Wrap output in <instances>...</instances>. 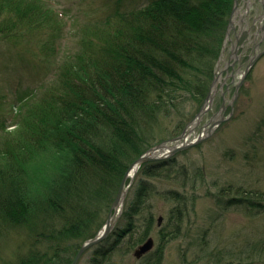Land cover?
<instances>
[{
	"label": "trees",
	"instance_id": "16d2710c",
	"mask_svg": "<svg viewBox=\"0 0 264 264\" xmlns=\"http://www.w3.org/2000/svg\"><path fill=\"white\" fill-rule=\"evenodd\" d=\"M151 1L82 29L79 51L66 56L52 85L27 104L17 129L0 136L1 264H72L105 225L131 165L179 136L203 107L235 0ZM64 29L45 0H0V41L13 47L35 40L45 48ZM173 121L168 136L158 135ZM194 173L178 168L175 157L144 163L114 231L79 264H113L143 244L155 226L147 203L159 192L151 180L186 189L199 178ZM232 188L214 194L223 210L240 204L248 213L262 212V194ZM161 194L176 203L159 233L164 243L181 233L197 197L189 200L180 188ZM251 245L248 256H264V241ZM11 246L12 257H4ZM161 250L142 264H160Z\"/></svg>",
	"mask_w": 264,
	"mask_h": 264
},
{
	"label": "rangeland",
	"instance_id": "374dc122",
	"mask_svg": "<svg viewBox=\"0 0 264 264\" xmlns=\"http://www.w3.org/2000/svg\"><path fill=\"white\" fill-rule=\"evenodd\" d=\"M45 1L65 25L63 35L53 45L44 48L45 43L23 40L16 48L7 41H0V136L17 129L20 114L25 113L27 107L37 102L38 97L52 85L58 67L66 60V56L79 51L82 29L101 22L116 10L131 12L148 5L151 0ZM248 1L238 0L239 13L230 32L231 40L225 48L217 94L188 141L200 137L203 139L167 158L175 157L178 168L185 167L192 177L197 171L199 178L195 184L187 183L186 189L175 182L153 178L151 181L159 194H152L147 205L153 213L155 226L144 243L152 238L154 247L139 259L135 252L143 243L125 256L114 257L113 264H142L143 258H150L160 246L163 251L160 264H264V256L259 252L251 251L249 256L246 254L249 249L247 243H251L253 248L258 241H264V207L259 214L248 213L246 207L240 204L223 210L214 197L221 187L228 185L232 189L240 188L241 192L246 191L247 194L250 192L264 196V54L254 63L234 105L231 104L243 72L251 60L264 51V36L261 39V32L256 30L264 26V20L254 25L255 18L262 15V6L260 0H252L247 4ZM240 27L250 28V34L244 31L240 35ZM256 34L259 37L255 43H245L256 40ZM237 36H240L238 43ZM235 45L240 48L243 46L236 53L238 62L242 64L240 67L239 63L232 61ZM234 67L235 70L232 69ZM233 74L234 81L230 76ZM221 111L224 120L209 134L208 125L222 119ZM175 122L170 127L165 126L169 122L161 126L158 135L168 136ZM178 188L186 193L189 200L195 195L196 203L193 210L190 206L181 233L175 239L168 237L171 240L162 243L160 230L166 225L176 203L161 193L165 189ZM262 200L264 203V198ZM13 248L5 249L2 255L12 257ZM87 259L86 256L83 261Z\"/></svg>",
	"mask_w": 264,
	"mask_h": 264
},
{
	"label": "water",
	"instance_id": "95a60500",
	"mask_svg": "<svg viewBox=\"0 0 264 264\" xmlns=\"http://www.w3.org/2000/svg\"><path fill=\"white\" fill-rule=\"evenodd\" d=\"M251 1L252 0H249L247 2V4L248 3L250 4ZM238 13H239V2H238V0H235V6H234L233 13H232V16H231L230 21H229V28L227 31L226 39L224 41L221 59L219 60V62L217 64V68H216V77H215L213 84L211 86L209 95H208L203 107L201 108L200 112L187 125L186 129L182 132L181 135H179L178 137H175L171 140L164 141V142L152 147L151 149H149L146 153H144L139 159H137L131 165V167L129 168L125 177L123 178V181L120 185L118 194H117L116 199L112 205L111 211L109 213V216L107 218L105 225L102 227V229L97 233V235L94 238L87 240L81 246V248L79 249V251H78L75 259L73 260L72 264H79L81 258L83 257V255L87 251L92 249L94 246H97V245L103 243L112 234V232L114 231V229H115V227L119 221V218L123 214V210L125 207V201L127 198L128 191L132 185L133 179H134L135 175L137 174L138 170L141 168V166L144 163L149 162V161H158V160L167 159L170 156H173L180 151H183V150H185L191 146H194L195 144H197L198 142H200L203 139V137H200L197 140H194L192 142L188 141L191 133L194 132V128L197 126V124L201 121L203 116L206 114V112L212 106L213 101H214V97L217 94V90H218L217 85H218V83L221 82V75H222V71H223L221 68L222 57L224 55L227 42L231 40L230 32L233 29V23H234V20L236 19V16ZM263 36H264V30H263L262 34L260 35L261 39L263 38ZM258 37L256 38V41H257ZM258 46H259V44H257V50H258ZM262 54H264V51L259 53V55H257L255 58H253L251 60L250 64L247 66L246 70L243 72V76L240 77V81H239L238 85L236 86L235 95H234L233 101L231 103L232 105H234V102L237 99V96L239 94V90H240L241 86L243 85V82L245 81L249 71L254 66V63L256 62L258 57ZM238 59H239V57H238ZM231 77L235 78V75L233 74V75H231ZM223 109H225V107ZM222 111L220 113V116L222 119L220 121L219 120L215 121L211 125H208L209 134H211L214 131V129L219 125V123L222 120H224L223 115H222ZM165 149H167L168 152L162 153L161 155H158V153L164 151ZM135 167L137 169V172L132 177V176H130V173L133 170V168H135ZM129 179H130V183L128 184ZM153 247H154V240L152 238H149V240L147 242H145L143 245H141L136 250L135 256L140 259L143 255L150 252L153 249Z\"/></svg>",
	"mask_w": 264,
	"mask_h": 264
},
{
	"label": "flooded vegetation",
	"instance_id": "af4514ba",
	"mask_svg": "<svg viewBox=\"0 0 264 264\" xmlns=\"http://www.w3.org/2000/svg\"><path fill=\"white\" fill-rule=\"evenodd\" d=\"M260 3H261V6H262V15H259L258 17H256L255 18V21H254V25L255 26H257L258 25V22H259V24L261 23L260 21H262V20H264V0H260ZM257 31H260L261 32V34H262V32H263V30H264V26H261V28H257L256 29ZM244 31H246L247 33H249L250 34V28H247V27H244V28H241L240 27V35L244 32ZM259 35L258 34H256V38L258 37ZM239 38H240V36H237V38H236V43H238L239 42ZM248 42V44L250 45L251 43H255L256 42V40H254V41H252V42H250L249 40L248 41H246L245 43H247ZM250 42V43H249ZM237 45V44H236ZM235 45V47H234V49L232 50V61L234 60V63L235 62H237V64L239 63L238 62V57H237V55H236V53L239 51V50H241L242 48H243V46L240 48L239 46H236ZM243 51H245L246 52V50H243ZM244 52V53H245ZM244 53H242L241 55L243 56V54ZM224 57V56H223ZM224 62V59L222 58V62L221 63H223ZM228 63V62H227ZM236 64V65H237ZM240 65H242L241 63H239V67H240ZM236 67V66H235ZM232 68L233 70H235L236 68ZM232 70V71H233ZM233 73H234V71H233ZM235 75V74H234ZM231 76V75H230ZM233 79V81H234V79L235 78H232Z\"/></svg>",
	"mask_w": 264,
	"mask_h": 264
},
{
	"label": "bare ground",
	"instance_id": "6f19581e",
	"mask_svg": "<svg viewBox=\"0 0 264 264\" xmlns=\"http://www.w3.org/2000/svg\"><path fill=\"white\" fill-rule=\"evenodd\" d=\"M192 128H193V127H192ZM192 128H191V129H192ZM166 152H168L167 149H165L164 151L158 153V155H161L162 153H166ZM136 172H137V169H136V167H135V168H133V170L131 171L130 176L133 177V176L136 174Z\"/></svg>",
	"mask_w": 264,
	"mask_h": 264
}]
</instances>
